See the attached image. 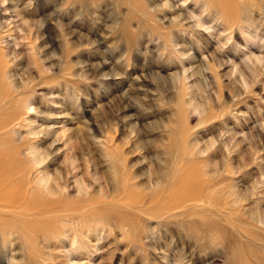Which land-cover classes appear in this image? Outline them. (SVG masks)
Here are the masks:
<instances>
[{"label": "rangeland", "instance_id": "374dc122", "mask_svg": "<svg viewBox=\"0 0 264 264\" xmlns=\"http://www.w3.org/2000/svg\"><path fill=\"white\" fill-rule=\"evenodd\" d=\"M263 26L264 0H0V177L55 200L0 217V264H264Z\"/></svg>", "mask_w": 264, "mask_h": 264}, {"label": "bare ground", "instance_id": "6f19581e", "mask_svg": "<svg viewBox=\"0 0 264 264\" xmlns=\"http://www.w3.org/2000/svg\"><path fill=\"white\" fill-rule=\"evenodd\" d=\"M202 2V1H201ZM253 2H254V0H253ZM197 3H198V1H197ZM164 4V3H163ZM168 4V3H167ZM218 4H220V3H218ZM251 4H252V2H251ZM254 4V3H253ZM202 5V4H201ZM204 5V4H203ZM164 6H166V5H164ZM223 6V5H222ZM166 7H168V6H166ZM171 7V6H170ZM181 7H183V6H181ZM204 7V6H203ZM172 8V7H171ZM218 8H220V7H218ZM200 9H202V8H200ZM173 10H175V8H173ZM251 10H252V8H251ZM179 11V10H178ZM251 13V12H250ZM194 14V13H193ZM183 15V14H182ZM189 15H190V13H189ZM191 16H189V17H187V18H190ZM192 18V17H191ZM177 19L179 20V21H185V22H188V21H186V20H189V19H186V18H184V17H181V15L180 14H178V16H177ZM214 19V18H213ZM246 19H247V17H246ZM245 19V20H246ZM191 20V19H190ZM243 20V19H242ZM251 20V19H250ZM245 22V21H244ZM243 22V23H244ZM248 22H250V21H248ZM256 22V21H255ZM254 22V24H256ZM257 23H259V21L257 22ZM202 24V23H201ZM251 25H253V23H250ZM249 24V25H250ZM259 24H261V23H259ZM248 25V24H247ZM248 25V26H249ZM258 25V24H257ZM256 25H254V27H255ZM196 27V26H195ZM198 27V26H197ZM200 27H202V26H200ZM257 27V26H256ZM264 27V26H263ZM251 28H253V27H251ZM232 29V28H231ZM241 28H239V30H240ZM254 29H256V28H254ZM263 29V28H262ZM242 30V29H241ZM35 33V32H34ZM74 41V40H73ZM184 55V54H183ZM261 58V57H260ZM264 60V59H263ZM214 61V60H213ZM217 62H219V60L217 61ZM227 62V61H226ZM225 62V63H226ZM251 62H253V61H251ZM255 62H256V59H255ZM259 62H262V59H259ZM214 63H215V61H214ZM8 64V61H6L5 60V57H4V59H0V71H1V73H0V110L4 107V105L5 104H7V103H10V93H9V87H10V89H12V88H17L18 89V83L16 82V79L15 78H13L14 76L12 75V76H10V75H5V69H6V67L8 66L7 65ZM258 65V64H257ZM210 66V65H209ZM202 68V67H201ZM185 70V69H184ZM243 71V70H242ZM7 72V71H6ZM244 72V71H243ZM183 73V72H182ZM189 73V72H188ZM245 73V72H244ZM184 75V74H183ZM188 75V74H187ZM5 79L6 80H8V84H9V86H7L6 84H5ZM241 79H243V78H241ZM20 88V87H19ZM16 90V89H15ZM11 91V90H10ZM15 121H17V117H16V115H6V116H4V117H2L1 119H0V136H2V135H5V134H7V130H8V128H9V126L11 125V124H13ZM17 126V125H16ZM260 129V128H259ZM261 130V129H260ZM11 131V130H10ZM248 134V133H247ZM25 139H26V137H25ZM62 139V138H61ZM60 139V140H61ZM17 143V142H16ZM12 144V143H11ZM244 145V144H243ZM51 147H52V145H51ZM36 152V151H35ZM30 153V152H29ZM50 153H51V151H50V149L47 147V149H45L44 151H43V154H42V156L41 157H35L34 158V160H33V165L34 164H41V163H43L44 162V160H46L47 158H48V156L50 155ZM26 160V159H25ZM18 163V162H17ZM35 166V165H34ZM27 168H29V166L27 167ZM77 169V168H76ZM1 166H0V176L1 175H3V172H1ZM241 171V170H240ZM13 172H9L8 174H6V176H2V177H0V217L1 216H4V215H8V214H10V215H21V216H35V215H38V214H42L41 212H34L33 214L31 213L33 210H36V209H38L39 207H37L38 205H40V206H42V207H45V206H48V205H52L53 203H55L54 201L55 200H53L50 196H49V194H53L52 193V188H51V186L49 185V186H42L43 188L42 189H39V188H37L38 187V185H36V194L34 195V196H30V197H27V193H28V185L29 184H27V182H26V180H20V181H17V182H15V183H12V177H13ZM46 175H47V173H46ZM64 176V175H63ZM29 177V176H28ZM27 177V178H28ZM42 177H45L44 176V173H43V176ZM41 177V178H42ZM36 178V177H35ZM43 179V178H42ZM38 180V179H37ZM37 180H36V182H37ZM39 181V180H38ZM38 183V182H37ZM33 184V183H32ZM39 184V183H38ZM48 184V183H47ZM58 184H60V183H58ZM44 185H45V183H44ZM54 185V184H53ZM52 185V186H53ZM82 186L84 185V184H81ZM30 186V185H29ZM208 186V185H207ZM54 187V186H53ZM85 187V186H84ZM30 188V187H29ZM61 188V187H60ZM83 188V187H82ZM58 189V188H57ZM84 189H86V188H84ZM59 190V189H58ZM63 191V190H62ZM37 193L39 194V195H41L42 197L41 198H39L38 197V195H37ZM68 193H69V191H68ZM37 197V198H36ZM188 199H193V197L190 195L189 197H188ZM39 200H41V201H39ZM50 205V206H51ZM201 207V206H200ZM17 208H19V212H16V210H17ZM45 208H48V207H45ZM202 208V207H201ZM8 209H12V211H7ZM84 210V209H83ZM39 211V210H38ZM41 211H43V210H41ZM260 213V212H259ZM80 214V213H79ZM50 215H52L53 216V214H50ZM80 215H82V214H80ZM18 219V218H17ZM21 219V218H20ZM22 219H24V218H22ZM21 219V220H22ZM30 219V218H29ZM6 220V219H5ZM12 220V219H11ZM20 220V221H21ZM1 221V220H0ZM8 221V220H7ZM20 221H19V223H20ZM10 222V221H9ZM13 222V221H12ZM17 222V221H16ZM2 223V222H1ZM22 223V222H21ZM20 223V224H21ZM23 223H25V220H23ZM22 223V224H23ZM2 224H4V223H2ZM9 224V223H8ZM27 224V223H26ZM29 225V224H28ZM22 226V225H21ZM25 226V225H24ZM2 227H4V226H2ZM27 226H25V228H26ZM22 228V227H21ZM22 230L24 231V229L22 228ZM28 230V229H27Z\"/></svg>", "mask_w": 264, "mask_h": 264}]
</instances>
